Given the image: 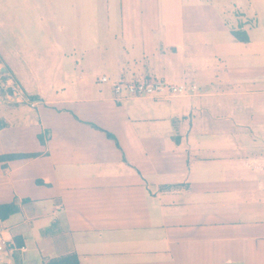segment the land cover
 Here are the masks:
<instances>
[{
    "label": "crops",
    "instance_id": "obj_1",
    "mask_svg": "<svg viewBox=\"0 0 264 264\" xmlns=\"http://www.w3.org/2000/svg\"><path fill=\"white\" fill-rule=\"evenodd\" d=\"M103 9L74 20L58 2L11 23L38 26L31 39L0 36V74L23 96L1 98L0 155L37 153L0 162V204L20 206L0 220L13 264H264V0ZM149 78L196 88L114 95Z\"/></svg>",
    "mask_w": 264,
    "mask_h": 264
},
{
    "label": "rangeland",
    "instance_id": "obj_2",
    "mask_svg": "<svg viewBox=\"0 0 264 264\" xmlns=\"http://www.w3.org/2000/svg\"><path fill=\"white\" fill-rule=\"evenodd\" d=\"M113 1L114 0H0L1 41L5 44V46L8 45V48L11 47L15 33L14 29L18 30V33H21L22 35L26 34L29 39H31V35L36 32L38 26L30 23L31 26H18L17 28H14L11 23L15 20V18L21 22L27 19L36 21L34 23H44L49 17L47 11L52 8L55 9V4L58 2H62L65 11V18L72 17L76 20L79 16L82 20L87 17L89 18V15H93L95 12L97 17H103V6ZM43 5L45 6L44 8ZM50 5L52 7H50ZM94 5L95 8L93 7ZM91 7H93V9H91ZM73 29L75 31L77 28L69 26V32H72ZM80 30L81 33L86 34V36L92 33L91 27H87L85 25H81ZM9 108L10 107L1 105L0 115H4Z\"/></svg>",
    "mask_w": 264,
    "mask_h": 264
},
{
    "label": "built area",
    "instance_id": "obj_3",
    "mask_svg": "<svg viewBox=\"0 0 264 264\" xmlns=\"http://www.w3.org/2000/svg\"><path fill=\"white\" fill-rule=\"evenodd\" d=\"M6 75V74H3ZM0 74V101L8 95L10 98H23L18 87L10 80L3 78ZM108 76L101 77L100 81H108ZM196 86H189L187 83L175 84L163 78H149L144 80H119L114 84V95L121 99L125 97H157L163 95H187ZM34 106V103H31ZM13 248L7 246V241L0 234V264H13Z\"/></svg>",
    "mask_w": 264,
    "mask_h": 264
},
{
    "label": "trees",
    "instance_id": "obj_4",
    "mask_svg": "<svg viewBox=\"0 0 264 264\" xmlns=\"http://www.w3.org/2000/svg\"><path fill=\"white\" fill-rule=\"evenodd\" d=\"M233 35L240 41H248V36L245 32L243 31H233ZM7 76V74H6ZM32 99H35L37 97H31ZM94 127L96 129H100L98 126ZM106 135L109 138L115 139V137L109 133L105 132ZM37 156V153H11V154H2L0 155V162L1 161H10V160H15V159H27V158H32ZM20 210V206L16 202H11V203H6V204H0V220H6L9 218L12 214L17 213ZM44 264H81L79 261V258L76 253H68L65 255L57 256L48 259L45 261Z\"/></svg>",
    "mask_w": 264,
    "mask_h": 264
}]
</instances>
